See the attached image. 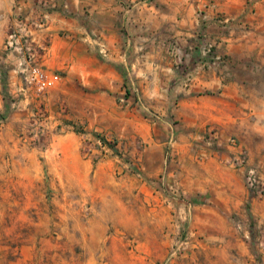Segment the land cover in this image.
I'll return each mask as SVG.
<instances>
[{"label":"rangeland","instance_id":"1","mask_svg":"<svg viewBox=\"0 0 264 264\" xmlns=\"http://www.w3.org/2000/svg\"><path fill=\"white\" fill-rule=\"evenodd\" d=\"M226 17L217 13L214 20L227 32L239 28V21ZM171 24L161 38L148 29V44L168 46L178 64L193 59L177 49L197 44L199 64L217 68L225 63L216 51L219 40L204 32L186 41ZM210 45L212 51L204 54ZM101 61L113 63L108 55ZM96 66V59L90 61V68ZM58 71L62 81L45 93L53 90L55 97L35 108L25 132L15 115L17 98L7 95L6 86L0 97V264H264V194L247 185L255 202L241 213L224 215V228H200L195 206L211 203L208 194L200 197L196 184L178 172L168 175L169 163L178 157L177 134L187 133L184 118L194 114L193 106L181 101L175 79L164 86L169 100L142 104L113 75L104 74L105 86L101 73L89 72L86 83L80 75L67 81V74ZM250 103L261 113L250 117L254 129L244 131L243 148L249 164L264 176V104ZM137 118L148 123V142L134 136ZM50 120L56 122L57 136L47 150ZM211 136L207 131L196 139L197 148L187 157L207 151L230 158L227 147ZM99 137L107 150L97 144ZM231 138L240 144L237 135ZM79 144L89 160L87 174L80 173L84 166L71 163L79 156ZM107 159L114 164L112 176L96 171L97 163ZM152 197L156 209L149 203Z\"/></svg>","mask_w":264,"mask_h":264},{"label":"crops","instance_id":"2","mask_svg":"<svg viewBox=\"0 0 264 264\" xmlns=\"http://www.w3.org/2000/svg\"><path fill=\"white\" fill-rule=\"evenodd\" d=\"M217 13L239 21V28L224 30L214 20ZM169 22L176 33L184 34L186 41L191 35L202 38L204 32L219 40L216 51L223 55L225 63L217 68L199 64V44L177 49V53L193 59V62L183 60L182 64L172 57L170 53L175 51H170L168 46L149 45L148 29L161 38ZM20 24L33 36L43 63L48 68L61 69L67 74V81L80 75L89 83L85 76L94 72L101 73L104 85L108 86L105 75L110 74L118 80L117 84L126 83L142 103L169 100L164 86L175 79L181 101L192 105L194 114L184 118L187 133L177 134L178 157L166 170L168 175L178 172L184 179L193 181L200 197L208 194L211 203L195 206V222L200 228H224V215L241 213L251 200L255 202L244 170L230 166V158L207 151L192 157H187V153L197 148L194 141L208 131L211 138L227 147L230 155L237 154L238 146L230 141L231 137L237 135L243 147L244 131L254 129L250 117L260 116L261 112L250 102L264 104V0H0V63H3L0 97L6 86L7 95L17 98L15 115L25 132L35 108L44 101L50 105L55 91L39 94L25 87L18 73V53L6 47L10 33ZM234 40L240 43H231ZM105 55L112 57L113 63L107 65L101 61ZM93 59L97 66L90 68ZM106 69L110 70L106 73ZM2 73L7 77L5 81L1 79ZM188 81L189 88L185 87ZM55 124L48 122L47 150L52 148L57 136ZM135 124L134 136L148 142V123L137 118ZM77 148L79 156L71 158V163L84 166L80 173L87 174L89 160L82 155L80 144ZM112 165L113 161L107 159L97 163L96 171L112 176ZM144 199L148 201V196ZM149 203L156 209L153 197Z\"/></svg>","mask_w":264,"mask_h":264},{"label":"built area","instance_id":"3","mask_svg":"<svg viewBox=\"0 0 264 264\" xmlns=\"http://www.w3.org/2000/svg\"><path fill=\"white\" fill-rule=\"evenodd\" d=\"M225 20H229L226 17ZM6 47L18 53L19 66L18 73L26 88L36 90L39 94L46 93L62 81V74L58 70L48 68L42 61V58L34 47L33 36L26 32L25 26L20 24L18 28L10 33L6 40ZM212 45L203 48L204 54L212 51ZM103 52V51H101ZM99 137L97 144L101 150H107L106 141ZM230 141L238 146L237 154H234L228 160L230 166L236 169H243L246 173L247 185L249 188L264 194V176L258 166L250 165L247 151L236 143L235 138Z\"/></svg>","mask_w":264,"mask_h":264}]
</instances>
